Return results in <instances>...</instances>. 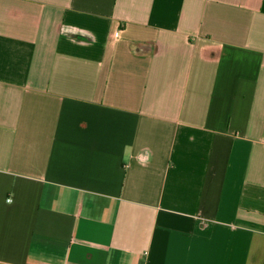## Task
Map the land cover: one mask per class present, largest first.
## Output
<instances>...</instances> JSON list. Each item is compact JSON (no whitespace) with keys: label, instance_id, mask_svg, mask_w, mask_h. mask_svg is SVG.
I'll list each match as a JSON object with an SVG mask.
<instances>
[{"label":"crops","instance_id":"0c3cea01","mask_svg":"<svg viewBox=\"0 0 264 264\" xmlns=\"http://www.w3.org/2000/svg\"><path fill=\"white\" fill-rule=\"evenodd\" d=\"M264 0H0V264H263Z\"/></svg>","mask_w":264,"mask_h":264},{"label":"built area","instance_id":"2783aa9c","mask_svg":"<svg viewBox=\"0 0 264 264\" xmlns=\"http://www.w3.org/2000/svg\"><path fill=\"white\" fill-rule=\"evenodd\" d=\"M263 264H264V262H263Z\"/></svg>","mask_w":264,"mask_h":264}]
</instances>
